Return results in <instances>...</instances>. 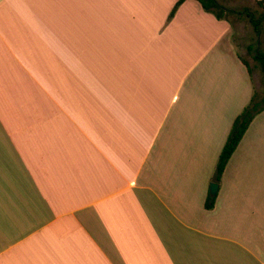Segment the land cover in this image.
Segmentation results:
<instances>
[{"label": "crops", "instance_id": "1", "mask_svg": "<svg viewBox=\"0 0 264 264\" xmlns=\"http://www.w3.org/2000/svg\"><path fill=\"white\" fill-rule=\"evenodd\" d=\"M175 2L0 0V264H264L251 67Z\"/></svg>", "mask_w": 264, "mask_h": 264}, {"label": "rangeland", "instance_id": "2", "mask_svg": "<svg viewBox=\"0 0 264 264\" xmlns=\"http://www.w3.org/2000/svg\"><path fill=\"white\" fill-rule=\"evenodd\" d=\"M254 0H219L225 8L233 9V13H225L231 25L230 41L238 54L245 59L251 67L255 101L263 105L264 99V72L261 61L257 56L264 55V0L259 4ZM251 17L260 21L259 33L255 32Z\"/></svg>", "mask_w": 264, "mask_h": 264}, {"label": "trees", "instance_id": "3", "mask_svg": "<svg viewBox=\"0 0 264 264\" xmlns=\"http://www.w3.org/2000/svg\"><path fill=\"white\" fill-rule=\"evenodd\" d=\"M185 0H176L175 4L173 5L169 15L168 20H170L178 7L184 2ZM201 4L202 8L212 13L217 19H226L225 13H233V9H227L224 6H222L220 3H218L217 0H197ZM259 4L262 3V1H258ZM261 19H264V15L261 16ZM251 22L253 24V28L255 32L259 33L260 30V21L255 20L253 17H251ZM241 60L247 65V61L240 57ZM257 58L261 61L262 69L264 72V55L257 56ZM248 70L250 71V68L248 67ZM264 102V99H263ZM262 109H264V104L259 105L255 101V93L253 94V97L249 104H247L243 110L235 117V119L232 122L231 128L229 130V133L227 135V138L225 140V143L223 144L217 164L215 167V173L214 178L216 181H219L222 173L224 171V168L231 157L232 153L234 152L235 148L237 147L238 143L240 142L243 134L245 133L247 127L249 126L250 122L254 118V116L259 113ZM214 196L209 198V201H207L206 206L208 208H211L213 206Z\"/></svg>", "mask_w": 264, "mask_h": 264}, {"label": "water", "instance_id": "4", "mask_svg": "<svg viewBox=\"0 0 264 264\" xmlns=\"http://www.w3.org/2000/svg\"><path fill=\"white\" fill-rule=\"evenodd\" d=\"M218 188V184L216 182L210 183V193L215 194Z\"/></svg>", "mask_w": 264, "mask_h": 264}]
</instances>
